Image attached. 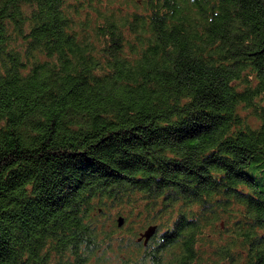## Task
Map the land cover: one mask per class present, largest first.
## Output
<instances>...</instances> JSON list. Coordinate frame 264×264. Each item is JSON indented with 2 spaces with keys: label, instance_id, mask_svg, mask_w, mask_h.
Instances as JSON below:
<instances>
[{
  "label": "trees",
  "instance_id": "trees-1",
  "mask_svg": "<svg viewBox=\"0 0 264 264\" xmlns=\"http://www.w3.org/2000/svg\"><path fill=\"white\" fill-rule=\"evenodd\" d=\"M251 171L264 0H0V264H264Z\"/></svg>",
  "mask_w": 264,
  "mask_h": 264
},
{
  "label": "rangeland",
  "instance_id": "rangeland-1",
  "mask_svg": "<svg viewBox=\"0 0 264 264\" xmlns=\"http://www.w3.org/2000/svg\"><path fill=\"white\" fill-rule=\"evenodd\" d=\"M119 2H121V1H119ZM124 5H126L124 8H126V7H132L131 5H127V4H124ZM133 9V8H132ZM252 173H254V171H251ZM257 177H260L263 181H264V173H259L258 171L256 172V173H254ZM119 210V208H112V210H111V214H116L117 213V211ZM139 216H136V217H134L133 219H132V221H131V224L137 229H139L140 227L138 226V224H143V219L142 218H140ZM149 228V227H148ZM147 228V229H148ZM147 229H145V230H143L142 232H145Z\"/></svg>",
  "mask_w": 264,
  "mask_h": 264
},
{
  "label": "water",
  "instance_id": "water-1",
  "mask_svg": "<svg viewBox=\"0 0 264 264\" xmlns=\"http://www.w3.org/2000/svg\"><path fill=\"white\" fill-rule=\"evenodd\" d=\"M123 224H124V218L120 217L119 226H123ZM156 232H157V226L152 225L145 232L141 233L139 240L140 241L144 240L145 244H147Z\"/></svg>",
  "mask_w": 264,
  "mask_h": 264
},
{
  "label": "clouds",
  "instance_id": "clouds-1",
  "mask_svg": "<svg viewBox=\"0 0 264 264\" xmlns=\"http://www.w3.org/2000/svg\"><path fill=\"white\" fill-rule=\"evenodd\" d=\"M143 264H151V260H150V258H149V259H146V260H144V261H143Z\"/></svg>",
  "mask_w": 264,
  "mask_h": 264
}]
</instances>
